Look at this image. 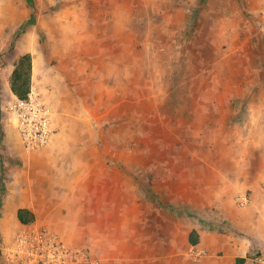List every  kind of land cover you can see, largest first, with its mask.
Wrapping results in <instances>:
<instances>
[{
    "label": "rangeland",
    "instance_id": "1",
    "mask_svg": "<svg viewBox=\"0 0 264 264\" xmlns=\"http://www.w3.org/2000/svg\"><path fill=\"white\" fill-rule=\"evenodd\" d=\"M23 54L31 83L61 95L64 135L77 139L78 245L100 264L171 253L233 264L224 249L242 240L250 261L253 235L234 217L264 156V0H0V220L9 169L20 181L33 169L9 149L5 87ZM193 230L219 259L191 245Z\"/></svg>",
    "mask_w": 264,
    "mask_h": 264
},
{
    "label": "crops",
    "instance_id": "2",
    "mask_svg": "<svg viewBox=\"0 0 264 264\" xmlns=\"http://www.w3.org/2000/svg\"><path fill=\"white\" fill-rule=\"evenodd\" d=\"M10 90L11 95L13 94L10 85L5 87V90ZM7 92V91H6ZM62 97L56 91L53 90L50 98H47V102L52 110V124L55 129L53 137L50 143L43 149L35 151L34 154H25L22 150L19 136L16 131H12V134L16 138L14 145L9 146L11 153H19L21 157H26L29 162L33 161V169L28 172V176L25 180L20 179L13 180L16 172L13 168L9 169L6 182L9 185L10 194L4 204V212L0 220V231L3 233L2 239H0V264H4V255L1 254V249L8 243L13 235L6 237V233L12 232L10 226H3L7 224V221L11 222L12 227L21 229L25 225L33 226H49L57 230L62 237L72 245H78L76 243V231H77V220L80 212H77L75 205L80 201V197H76V194L81 192V189L77 188V178L80 177V161L77 159L76 154V138L66 137L67 132V110L62 112ZM63 113V114H62ZM257 114L264 121V108L261 111H257ZM264 125V124H263ZM264 130V126L262 127ZM65 134V135H64ZM74 147L72 149L67 147ZM8 163H12L14 157L11 158ZM262 164L258 166L255 173L256 181L248 187L251 191L250 204L252 207L247 211L244 208L236 211L234 217V224L239 231L246 234L253 235L251 240L252 249L263 248L264 244V156L262 157ZM248 192V191H247ZM246 191L242 193H247ZM58 204V205H57ZM62 205L69 207L67 214L62 213ZM169 207V205H167ZM19 208H27L36 214V220L31 224H22L18 218L17 212ZM184 208V207H183ZM186 209V208H185ZM17 230V231H18ZM198 233L199 242L196 245L205 244L209 249V259H219L217 255V248H212L211 240L209 236H205L206 233L196 230ZM200 235V237H199ZM202 235V236H201ZM203 236L205 238H203ZM7 238V239H6ZM201 238H203L201 240ZM3 239L5 241H3ZM9 240V241H8ZM239 238H237V241ZM255 242V243H254ZM5 243V244H4ZM208 243V244H207ZM238 247H232L224 249V254L228 256L233 264H253L248 257V249L250 247L244 242L238 241ZM250 243V242H249ZM253 243V245H252ZM192 245V244H191ZM253 251V252H254ZM164 258H167L163 260ZM244 258L245 261L242 263L238 262V259ZM221 260V259H220ZM182 259H177V255L163 256L154 264H181ZM143 261L136 260L129 264H142ZM150 262H145L149 264ZM152 263V262H151ZM205 263V262H203ZM202 263V264H203ZM186 264H190L186 262Z\"/></svg>",
    "mask_w": 264,
    "mask_h": 264
},
{
    "label": "built area",
    "instance_id": "3",
    "mask_svg": "<svg viewBox=\"0 0 264 264\" xmlns=\"http://www.w3.org/2000/svg\"><path fill=\"white\" fill-rule=\"evenodd\" d=\"M6 112L25 154L41 150L50 143L55 131L52 110L36 84H30L26 97L13 93ZM236 202L241 208L247 207L250 197L247 193H240ZM1 254L4 255V264H100L88 247L70 244L49 226L25 225L16 231L9 244H5ZM203 254L204 251L193 248L191 256L197 259ZM251 261L264 264V247L254 251Z\"/></svg>",
    "mask_w": 264,
    "mask_h": 264
},
{
    "label": "trees",
    "instance_id": "4",
    "mask_svg": "<svg viewBox=\"0 0 264 264\" xmlns=\"http://www.w3.org/2000/svg\"><path fill=\"white\" fill-rule=\"evenodd\" d=\"M31 57L28 54H23L18 59L15 68L11 76V88L17 95L21 97H26L30 88L31 83ZM182 211L186 210L181 209ZM18 218L22 224H31L36 220V214L27 208H19L17 212ZM220 230L222 226L219 227ZM198 233L193 230L190 234V243L192 245L198 244ZM244 258L238 259L239 263L244 262Z\"/></svg>",
    "mask_w": 264,
    "mask_h": 264
}]
</instances>
